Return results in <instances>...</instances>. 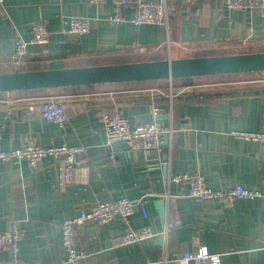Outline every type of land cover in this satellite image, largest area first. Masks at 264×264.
Wrapping results in <instances>:
<instances>
[{"label":"crops","instance_id":"1","mask_svg":"<svg viewBox=\"0 0 264 264\" xmlns=\"http://www.w3.org/2000/svg\"><path fill=\"white\" fill-rule=\"evenodd\" d=\"M164 1L178 7L168 17L167 42L156 24L131 23L129 7L121 9L127 20L110 24L111 0L101 7L85 0H4L0 72L264 48V16L257 11L228 9L222 0ZM65 16L88 17L89 32L78 38L64 35L60 19ZM36 21L50 31V40L29 44L15 65L10 58L13 40L27 39ZM262 72L0 92L4 150L28 141L86 147L72 169L51 156L37 167L24 159L0 162V231L13 224L19 228L23 264H177L182 253L200 247L219 254L221 264H264V197H237L229 204L217 198L196 202L186 183L170 181L173 175L197 172L213 189L239 184L264 191V143L233 134L259 131L264 125ZM48 96L64 107L62 127L40 115L41 98ZM157 107L163 108L158 114L166 115L158 121L174 128L167 144L162 138L158 150L144 151L121 141L105 143L102 110H117L133 124L153 120L152 108ZM155 196L165 201L163 219ZM120 197H144L148 216L136 210L129 225L149 227L156 236L121 244L126 227L118 217L102 224L87 222L75 234L76 247L86 256L66 262L61 223L97 201ZM0 264H9L6 250H0Z\"/></svg>","mask_w":264,"mask_h":264},{"label":"built area","instance_id":"2","mask_svg":"<svg viewBox=\"0 0 264 264\" xmlns=\"http://www.w3.org/2000/svg\"><path fill=\"white\" fill-rule=\"evenodd\" d=\"M183 3L189 0H181ZM228 9L254 10L264 16V0H222ZM88 5L101 7L105 0H85ZM112 12L107 21L118 24L127 20L121 13L122 7H129L131 14L128 20L133 24L151 23L164 29L165 42L168 40V17L178 10L175 4L164 0H111ZM7 9L4 0H0V15H6ZM90 19L86 16H65L60 19V32L68 37L78 38L89 32ZM50 40V31L43 22H34L30 26V35L27 39L17 36L13 40V52L10 56L11 62L17 65L26 53L27 46L42 45ZM163 111L162 107L152 108L153 120L149 122L129 123L127 118L117 110H102L100 120L103 123L105 143L121 141L131 150L142 149L150 151L159 149L162 143L161 135L166 133L170 136L174 133L171 125H166L155 119V115ZM41 117L64 126L66 116L63 105L54 96L41 98L39 105ZM235 136L245 140H255L264 143V125L259 131L234 132ZM86 155V147L83 145L70 146L65 143L59 145L45 146L31 141L24 145L4 150L0 144V162L24 159L30 167H37L46 156L61 158L68 168H76L79 160L77 158ZM171 182L186 183L189 189V197L199 202L205 198H217L225 204L231 203L234 198L264 197V191L242 185H230L213 189L204 182V177L197 172H185L173 175ZM140 211L143 217L148 216L146 200H136L120 197L117 199L100 200L91 205L86 211L65 219L61 225V245L66 251V262L76 263L83 259L86 253L78 249L75 243L76 231L85 223H107L114 218L120 220L126 227L120 239L121 244L139 242L141 240L154 238L156 233L149 227L142 226L133 228L129 225L130 216L134 211ZM167 227L161 232L165 234ZM21 236L19 228L13 224L8 230L0 231V250H6L9 254V264H23L19 256L18 240ZM165 261V257L162 258ZM177 264H221L219 254L210 253L205 247H200L194 252H184L177 259Z\"/></svg>","mask_w":264,"mask_h":264},{"label":"water","instance_id":"3","mask_svg":"<svg viewBox=\"0 0 264 264\" xmlns=\"http://www.w3.org/2000/svg\"><path fill=\"white\" fill-rule=\"evenodd\" d=\"M252 71H264V51L25 71L15 69L0 72V92ZM165 117V114H158L156 120ZM168 136L166 133L161 135L163 144H167ZM152 199L156 201L159 216L163 219L165 201L157 196ZM158 241L161 243V238Z\"/></svg>","mask_w":264,"mask_h":264},{"label":"rangeland","instance_id":"4","mask_svg":"<svg viewBox=\"0 0 264 264\" xmlns=\"http://www.w3.org/2000/svg\"><path fill=\"white\" fill-rule=\"evenodd\" d=\"M257 51H264V48H248L246 49L245 51L243 52H214V53H210V55H222V54H232V53H244V52H257ZM204 56H207V55H204ZM137 60H141V59H137ZM121 62H130L129 60L128 61H121ZM240 73H244V75H247L246 73L248 74H257V73H263L262 71H252V72H239V73H226V74H212V75H204V76H215V75H219V76H223V75H235V74H240ZM173 79H176V78H173ZM104 84V83H103Z\"/></svg>","mask_w":264,"mask_h":264},{"label":"trees","instance_id":"5","mask_svg":"<svg viewBox=\"0 0 264 264\" xmlns=\"http://www.w3.org/2000/svg\"><path fill=\"white\" fill-rule=\"evenodd\" d=\"M178 58H180V57H178Z\"/></svg>","mask_w":264,"mask_h":264}]
</instances>
